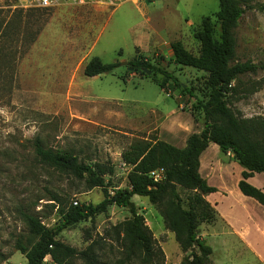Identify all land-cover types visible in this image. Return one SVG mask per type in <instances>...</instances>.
Instances as JSON below:
<instances>
[{"label":"rangeland","instance_id":"374dc122","mask_svg":"<svg viewBox=\"0 0 264 264\" xmlns=\"http://www.w3.org/2000/svg\"><path fill=\"white\" fill-rule=\"evenodd\" d=\"M18 2L0 0V28L4 30L0 45L10 57V63L0 66V264L25 262L15 246L16 239L23 240L26 234L22 212L36 214L52 227L59 217L51 195L66 204L73 199L95 203L102 198L101 187L89 186L85 173L76 175L40 162L33 141L69 150L84 163L111 164L112 170L103 174L107 190L125 186L127 169L120 164V153L135 137L156 136L157 120L178 108L177 103L199 114L196 100L205 98L206 73L173 63L164 46L177 38L195 53L198 42L192 31L202 15L210 14L213 20L217 9V0L54 7H21ZM261 2L251 0L253 6L243 10L233 27L235 59L264 62V9L257 8ZM91 55L118 64L110 71L85 75L82 67ZM140 57L161 64L180 85L161 88L157 83L163 77L160 72L140 74L127 68L128 60ZM263 75L264 69H258L242 78ZM232 106L243 116H264V82ZM177 190L183 199L185 191ZM130 201L160 248L144 264H178L183 252L156 207L143 195L132 194ZM129 215L127 205L108 203L91 220L61 227L55 236L76 248L88 242L87 234L95 238V264H141L136 256L125 257L111 228ZM199 224L196 231L202 236ZM232 246H223L224 251L214 245V254L224 264H261L252 254L236 253ZM248 256L251 260H246ZM71 261L86 264L79 257ZM42 262L56 264L46 256Z\"/></svg>","mask_w":264,"mask_h":264},{"label":"trees","instance_id":"16d2710c","mask_svg":"<svg viewBox=\"0 0 264 264\" xmlns=\"http://www.w3.org/2000/svg\"><path fill=\"white\" fill-rule=\"evenodd\" d=\"M252 6L251 0H217V9L212 14L214 19L210 14L202 15L198 27L192 31L198 42L195 53L177 38L166 44L168 58L173 63L206 73L205 98L196 100L199 114L191 111L201 119L202 126L198 132L189 133L181 147L155 135L135 137L120 153L121 160L130 165L125 186L107 190L103 174L112 170L111 164L99 161L84 163L69 150L55 149L36 139L33 141V152L40 162L76 175L85 173L89 186L101 187L102 198L95 203L66 204L51 195L50 199L56 201L59 217L58 223L52 227L41 222L38 215L22 212L26 234L23 240L16 239L15 246L23 252V264H43L45 256L56 264H72L73 257H79L86 264H95V238L87 234L85 239L88 238V242L82 248H76L55 235L61 227L80 219L91 220L108 203L127 205L130 212L128 217L111 225L123 246L125 257L136 256L141 264L151 262L157 256L156 249L160 251V248L154 245V238L142 214L134 206H129L132 194L146 196L156 207L164 227L172 232L183 252L178 264H208L211 248L196 231L200 222L209 221L214 216L212 206L204 198V194L214 187L207 184L198 172V155L208 141L215 142L222 152H232L233 158L242 166L237 181L239 190L264 206V191L246 180L254 171L264 174V116H243L232 106L235 100L257 90L264 82V75L258 79L242 78L247 73L264 69V62L234 58L233 27L243 10ZM257 8L264 9V2L259 3ZM214 22L217 23L216 32ZM3 31L0 28V34ZM5 63H10V57L5 46L0 45V66L7 65ZM117 64L116 60L104 62L97 55H91L82 72L94 75L110 71ZM127 65L140 74L145 73L143 68H148L151 74L160 72L163 77L157 83L161 88L180 85L174 74L144 57L132 58ZM156 167H162L163 171L158 180H153L149 171ZM177 187L185 191L183 199Z\"/></svg>","mask_w":264,"mask_h":264},{"label":"crops","instance_id":"0c3cea01","mask_svg":"<svg viewBox=\"0 0 264 264\" xmlns=\"http://www.w3.org/2000/svg\"><path fill=\"white\" fill-rule=\"evenodd\" d=\"M177 106L157 120L156 136L181 147L187 135L198 132L202 124L200 118L180 107V103ZM241 170L242 166L233 158L232 152H222L213 141H208L198 155V172L207 184L214 187L204 194L214 216L198 226L202 234L199 237L211 248L208 264H224L225 261L214 254V245L227 251L223 246L229 243L234 245L236 253L252 254L255 262L264 264V206L239 190L237 181ZM246 180L264 191L262 172L254 171ZM246 260H251L250 256Z\"/></svg>","mask_w":264,"mask_h":264},{"label":"built area","instance_id":"2783aa9c","mask_svg":"<svg viewBox=\"0 0 264 264\" xmlns=\"http://www.w3.org/2000/svg\"><path fill=\"white\" fill-rule=\"evenodd\" d=\"M130 1L133 3L144 2L146 0H19L18 5L21 7H54L59 5H94L103 4L106 6H114L120 3ZM121 166L125 167L127 170L130 165L124 161H120ZM162 167H156L149 171L153 180H158L162 174ZM72 204H77L76 199L72 200Z\"/></svg>","mask_w":264,"mask_h":264},{"label":"water","instance_id":"95a60500","mask_svg":"<svg viewBox=\"0 0 264 264\" xmlns=\"http://www.w3.org/2000/svg\"><path fill=\"white\" fill-rule=\"evenodd\" d=\"M121 63H122V64H125L126 61L124 60V61H122ZM127 68H128V69H131L132 67H131L130 65H127ZM139 70H140V69H139ZM143 70H144L145 73H149V71H150L148 68H143ZM131 205H132V201H129V206H131Z\"/></svg>","mask_w":264,"mask_h":264}]
</instances>
